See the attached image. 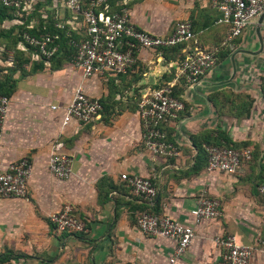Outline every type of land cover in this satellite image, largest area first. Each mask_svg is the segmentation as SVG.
Here are the masks:
<instances>
[{
  "label": "crops",
  "instance_id": "1",
  "mask_svg": "<svg viewBox=\"0 0 264 264\" xmlns=\"http://www.w3.org/2000/svg\"><path fill=\"white\" fill-rule=\"evenodd\" d=\"M214 1L114 2L134 26L155 36H168L179 22H191L199 48L216 51L217 57L215 68L192 87L179 74L188 45L141 49L125 75L84 78L80 69L64 62L18 79L0 160L26 158L31 172L27 199L0 200L4 264H167L174 244L138 230L135 215L143 211L194 228L195 238L178 264H221L223 251L214 239L226 236L251 249L249 264H264V198L259 193L264 182V21L259 32L263 48L259 17L239 39L223 45L228 26L218 22L222 14ZM64 17L58 18L60 24L70 20L68 12ZM69 29L76 40L83 38L80 30ZM79 85L103 102V110L88 125L71 122L62 128L63 111ZM164 85L172 86L185 105L176 120L162 126L178 147L176 158L153 156L144 148L138 115L141 98ZM216 138L249 149L251 160L234 175L208 173L204 146ZM59 142L72 159V176L65 181L47 170ZM122 175L152 180L156 200L148 203L133 195ZM202 194L220 202V216L195 225L190 211ZM65 205L84 223L85 233H59L49 222L48 216Z\"/></svg>",
  "mask_w": 264,
  "mask_h": 264
},
{
  "label": "built area",
  "instance_id": "2",
  "mask_svg": "<svg viewBox=\"0 0 264 264\" xmlns=\"http://www.w3.org/2000/svg\"><path fill=\"white\" fill-rule=\"evenodd\" d=\"M38 1L0 0V4L6 8H13L17 15L22 17L24 13H31ZM104 2L105 0L93 1L85 9L80 0H60L62 9L70 14V20L56 27L59 29L68 27L72 31L80 30L82 33V39L71 38L69 44L75 50L71 65L80 69L84 78L106 74L125 75L135 65L139 50L161 51L179 45H188L186 56L179 65V74L190 87L196 85L217 65L216 51L199 48L190 21L179 22L172 34L159 37L134 26L124 9L112 14L102 11L96 13L95 9ZM213 7L222 14L218 22L228 26L223 44L227 45L239 39L253 20L264 12V0H215ZM105 10L107 11V7ZM15 22L21 24L19 21ZM68 31L70 32V29ZM69 32L67 35L70 37ZM23 38L24 43H20L18 48L25 52L28 50L27 47L33 48L36 53L31 55V59L44 60L45 65L49 66V61L58 50V46L55 45L58 36L50 34L31 36L25 33ZM9 106L10 99L0 97V141ZM57 109L56 106L50 107L51 111ZM102 110L100 100L88 96L83 86L79 85L63 111L61 127L65 128L71 122L88 125L99 117ZM184 110V103L174 97L173 87L170 85L154 89L141 98L138 115L143 131V145L153 156L164 158L179 156L178 147L168 141L162 126L176 120ZM61 149L60 142L53 146L47 161V170L57 180L65 181L72 176V159L62 153ZM204 151L208 173L234 175L239 172L243 163L252 158L249 149L237 150L206 145ZM30 170L31 166L26 158L10 163L0 160V200L27 199ZM121 181L142 201L153 203L156 200L158 191L152 180L122 175ZM259 193L264 198V182L259 187ZM190 216L195 225L203 221L216 220L220 216V202L202 194L190 211ZM48 220L59 233L86 232L84 223L74 217L73 209L69 205H65L57 213L50 214ZM135 224L143 235L162 238L174 244L167 264H178L195 238L192 226H185L167 216L138 212L135 215ZM214 244L223 251L221 264H249L251 249L239 246L233 237H217Z\"/></svg>",
  "mask_w": 264,
  "mask_h": 264
},
{
  "label": "trees",
  "instance_id": "3",
  "mask_svg": "<svg viewBox=\"0 0 264 264\" xmlns=\"http://www.w3.org/2000/svg\"><path fill=\"white\" fill-rule=\"evenodd\" d=\"M84 6V8H88L89 4L93 1L98 0H80ZM115 0H105L97 9H95L96 13L99 12H106L108 14L118 13L123 8L118 6L117 3H114ZM107 7V11L105 10ZM62 7L60 6V0H39L37 4L34 6V9L31 13L27 14L24 13L22 17H19L16 13V10L13 8H6L0 4V46H3L4 49L9 50L12 49L13 54L15 57L19 58L16 67H24L28 66L30 73H35L38 71H42L45 69V62L44 60H40L39 62H35L31 59V55L35 52L31 47H27V52L21 51L18 46L20 43H24V34H29L31 36H38V35H56L58 39L55 40V45L58 46V50L53 58L49 61L51 64L50 69L53 70L61 65L64 62H72L73 56L75 54L74 48L70 46V39L74 38V35L69 32L68 27L64 29H59L56 25H59V17L58 11H60ZM63 20H66L65 17ZM15 21L21 22L20 25L13 24V26L9 28L3 27L5 23H13ZM32 24V25H31ZM69 32L70 37L67 35ZM12 37V45L9 47L1 40L9 39ZM75 39V38H74ZM26 45V44H25ZM180 46V45H179ZM175 48V47H174ZM1 49V47H0ZM173 49V48H170ZM168 50V49H165ZM1 54V52H0ZM185 80V78H183ZM186 82V80H185ZM17 82L10 81L9 79H5L0 81V97H5L10 99L14 94V87ZM174 97L180 98L174 94ZM102 106L103 102L100 101ZM217 146V147H225L235 149L232 146L222 143L221 138H216L215 140L206 141L205 146ZM239 150V149H237ZM205 154V151H204ZM206 156V154H205ZM207 159V157H206ZM9 257V256H5ZM7 259V258H6ZM6 261L0 260V264H4Z\"/></svg>",
  "mask_w": 264,
  "mask_h": 264
},
{
  "label": "rangeland",
  "instance_id": "4",
  "mask_svg": "<svg viewBox=\"0 0 264 264\" xmlns=\"http://www.w3.org/2000/svg\"><path fill=\"white\" fill-rule=\"evenodd\" d=\"M65 11L63 9H60V11H58V17L60 19H62L65 16ZM17 22H13V23H5L3 27L5 28H9L11 26H13V24H16ZM1 30V28H0ZM2 42H4L7 46H11L12 45V37H10L9 39H3L1 40ZM1 43V42H0ZM0 81H3L5 79H9L10 81H15L17 82L19 78L25 77L28 73H30V71L28 72V69L26 66L20 68V67H16L17 63L19 61V58L15 57L13 54L12 49L6 50L4 49L3 46H0ZM17 90V83L14 87V93Z\"/></svg>",
  "mask_w": 264,
  "mask_h": 264
},
{
  "label": "water",
  "instance_id": "5",
  "mask_svg": "<svg viewBox=\"0 0 264 264\" xmlns=\"http://www.w3.org/2000/svg\"><path fill=\"white\" fill-rule=\"evenodd\" d=\"M264 21V12L259 16V19H258V27H257V34H258V37H259V42L261 44V48H263V40L261 39V36H260V26L262 25Z\"/></svg>",
  "mask_w": 264,
  "mask_h": 264
}]
</instances>
